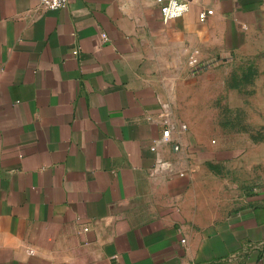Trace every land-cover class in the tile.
I'll use <instances>...</instances> for the list:
<instances>
[{"label":"crops","instance_id":"crops-1","mask_svg":"<svg viewBox=\"0 0 264 264\" xmlns=\"http://www.w3.org/2000/svg\"><path fill=\"white\" fill-rule=\"evenodd\" d=\"M189 1L0 0V264H264L188 64L264 53V0Z\"/></svg>","mask_w":264,"mask_h":264},{"label":"rangeland","instance_id":"rangeland-1","mask_svg":"<svg viewBox=\"0 0 264 264\" xmlns=\"http://www.w3.org/2000/svg\"><path fill=\"white\" fill-rule=\"evenodd\" d=\"M205 71L207 78L197 83V118L211 123L215 139L233 151L228 167L223 165L233 183L263 188L264 53L233 58Z\"/></svg>","mask_w":264,"mask_h":264},{"label":"built area","instance_id":"built-area-1","mask_svg":"<svg viewBox=\"0 0 264 264\" xmlns=\"http://www.w3.org/2000/svg\"><path fill=\"white\" fill-rule=\"evenodd\" d=\"M40 5L47 9H60L68 5L69 0H39ZM160 3V10L163 20L168 23L172 20L183 17L190 10L189 0H158ZM201 52L199 49H194L189 56L188 64L194 73H200L209 68V64L201 60ZM165 129L163 131V141H172L171 135L174 126L170 123L169 119H164ZM182 128H186L183 125ZM174 150H179V145L173 143ZM87 229V228H85Z\"/></svg>","mask_w":264,"mask_h":264}]
</instances>
